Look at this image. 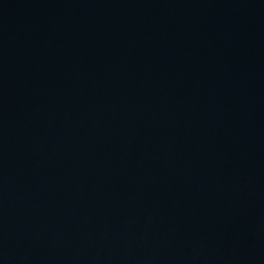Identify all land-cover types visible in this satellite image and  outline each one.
Returning a JSON list of instances; mask_svg holds the SVG:
<instances>
[{"label": "water", "instance_id": "water-1", "mask_svg": "<svg viewBox=\"0 0 264 264\" xmlns=\"http://www.w3.org/2000/svg\"><path fill=\"white\" fill-rule=\"evenodd\" d=\"M0 264H264V0H0Z\"/></svg>", "mask_w": 264, "mask_h": 264}]
</instances>
